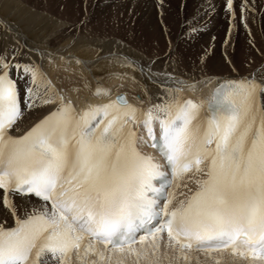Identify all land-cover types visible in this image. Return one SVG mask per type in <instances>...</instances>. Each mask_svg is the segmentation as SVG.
I'll use <instances>...</instances> for the list:
<instances>
[{"label": "snow or ice", "instance_id": "obj_1", "mask_svg": "<svg viewBox=\"0 0 264 264\" xmlns=\"http://www.w3.org/2000/svg\"><path fill=\"white\" fill-rule=\"evenodd\" d=\"M225 6L234 17L233 0ZM11 38L0 50V189L14 225L0 224V264H71L73 254L79 264H159L165 233L177 260L198 252L220 264L216 254L228 253L264 264V83L225 80L196 101L182 95V79L141 66L159 85L158 103L118 94L77 112L38 65L17 59L24 53ZM37 105L52 107L12 135ZM185 179L197 187L178 199ZM10 194L30 206L18 213Z\"/></svg>", "mask_w": 264, "mask_h": 264}, {"label": "bare ground", "instance_id": "obj_2", "mask_svg": "<svg viewBox=\"0 0 264 264\" xmlns=\"http://www.w3.org/2000/svg\"><path fill=\"white\" fill-rule=\"evenodd\" d=\"M128 1L130 0H90L89 4H86V0H0V50L7 46L10 51L13 44L12 34H16L19 46H22L24 53L17 59L25 63L34 62L38 65L65 100L72 102L77 112L89 104H103L107 102L108 98L114 99L118 94H125L130 103L136 104L138 107H147L150 103H158L159 85L138 71L139 67L146 66L144 65L145 59H142L145 57L135 53V47L131 50L134 44H129L125 40L129 35L120 33L117 28L126 23L128 15H131L132 24L134 23L133 28L139 26L137 29H141L143 39H148L149 43L157 42V40L163 41L165 34L159 25V18L156 20L151 16L150 21L148 20L149 23L146 21L147 17L143 16L145 13L142 14L141 9L139 10L143 2L131 0L133 2L129 3ZM147 4L146 7L151 9L148 12L154 9L159 11L160 8L159 17L169 22L179 21V28L183 17L186 16L185 12L195 15L209 10L210 15L213 16V22L217 19L219 9H221L219 6L226 8L225 0H164L161 6L154 2ZM250 8L254 10H250ZM255 9L258 8L251 0H233V10L236 14L239 16L245 12L252 14L248 36L241 39L237 45H235L236 38L234 36H229L226 41L223 40L225 39L223 32L219 29L210 33V36L195 34L191 42L182 40V50L184 48L189 54H193L198 48L200 51H197L201 53L203 51L206 54V51L213 49L212 47L217 42L215 39L219 37L231 51L238 54L239 57L235 60L245 57L253 62L251 70L226 75L213 72L200 74L169 72L173 77H178L189 85L182 93L184 97L196 101L207 99L213 94L219 83L230 79L254 78L257 82L264 83V17H260V12ZM229 15L231 16V12ZM5 25L12 29V33L4 31ZM209 31L206 30V33ZM131 39L127 38V40ZM137 43L139 42L136 41ZM171 43L167 46L168 48L165 46L169 51L174 45V40H171ZM126 46L131 48H126ZM255 49H258V52ZM110 56L126 57L129 62L135 63L136 67H122L119 63L111 62ZM167 66L179 70L181 64L179 65V61H177L176 63L171 62ZM239 66L244 69L247 67L244 64H239ZM182 68L184 67L182 66ZM145 69L147 72V68ZM12 76H16L15 70L12 71ZM159 77L165 79L164 76L159 75ZM109 91L111 92L110 97L104 95ZM21 95L23 96V93ZM137 96L143 99V105L136 99ZM261 102L264 103V99ZM51 107V105H37L24 110L22 118L10 130L11 134L22 136L46 116ZM157 130L159 129L157 128ZM140 146L142 149H146L144 144H140ZM147 150L153 151V148ZM155 156L162 160L160 155ZM184 182L187 183V188L181 187L178 190L184 194L178 199H184L191 194L189 189L195 191L197 187L194 182L187 181V179ZM2 196L3 191L0 190V224L5 227L13 226L14 219L11 212L4 206ZM10 197L13 203L18 205V213L25 204L30 206L27 196L21 198L19 195L10 194ZM160 244L163 249H166V238L162 239ZM192 253L199 257H207L204 253ZM216 255L218 259H221V264H248L247 260L233 258L228 253H224L222 256ZM199 257L197 258L199 259ZM75 258L77 257L73 254L71 260H75Z\"/></svg>", "mask_w": 264, "mask_h": 264}, {"label": "rangeland", "instance_id": "obj_3", "mask_svg": "<svg viewBox=\"0 0 264 264\" xmlns=\"http://www.w3.org/2000/svg\"><path fill=\"white\" fill-rule=\"evenodd\" d=\"M133 1L135 2V0H133ZM133 1L130 0L128 2L130 3ZM137 1L143 2L141 4L142 6H141V8H139V10L141 9L142 14L145 13V14H143V16L145 18L147 17L146 21L147 22H148V20L150 21L151 16L154 17L156 20L159 18L158 19L159 25L163 29V31H164L163 33L165 34L163 36L164 37L163 41L157 40V42L149 43L148 39H145V40L143 39L144 36H142V32L140 31L141 29L138 30L139 26L137 27L138 29L133 28L134 23L132 24L133 21H132L131 15H128L126 23L121 24L117 28V30L120 33H122L124 35H129L128 37L126 36V39H125L129 44H134L133 48H131L129 46H126V48L129 47L132 50L135 47V49H134L135 53L141 55L142 57H145V58H142V59H145V61H144L145 62L144 65H146V66H144L145 68L148 69L150 67L153 72L159 74L160 76H163L162 73H164V72L169 73V72H176V71L179 73L181 72L180 74H182V72L183 73L189 72V73H195V74H200L202 72L203 73L213 72V73H217L219 75H226L228 73H239V72H243L245 70H251L252 69L253 62L251 60L246 59L245 57L241 58V56H240L241 59L235 60V58L237 59L239 57L238 54L236 52H233V50L231 51L224 44L225 42L222 41V39L219 37H217L215 39V41H217V42L215 43V46L212 47L213 49H209V51H206L207 52L206 54H204L203 51H202L203 54L201 52H199L200 50L198 48H197V50H199V51L195 50V53L197 51L196 54L195 53L189 54L187 52V50H185L184 48L182 50V48H181L182 43L186 42V41L191 42L192 38H193V36H195V34H197V36H200V34L210 36V33H213L214 31H216L218 29L223 32L222 34L225 38L223 40L226 41L229 39V36H234L236 38L235 39L236 40L235 45H237V43L241 39L248 36L247 32H248V29H250L249 25L252 22V19H251L252 14H247L245 12L244 14L240 13L242 15L239 16L234 11L235 16L233 17L232 13H231V16L229 15L230 11L228 9L226 10V8L224 6H219V8L221 7V9H219L217 19L212 22L213 16L210 15L209 10H205V11H203V13H201V12L196 13L195 15L189 14L188 12H185L186 16L183 17L181 27L179 28V21L175 22V20H174L172 22H169V21H165L164 18L159 17L158 13L160 11V8H159V11L154 9L155 11L153 10L151 12L149 11L150 13L148 12V10H151V9L149 7H146L147 3L149 4L151 2L152 3L154 2L156 5L160 4V6H161V4L164 2V0L163 1L162 0H156L157 2L155 0H137ZM251 1L254 4V6H256L258 8L255 10L256 11L258 10L260 12V17H262V16L264 17V0H251ZM89 2H90V0H86V4H89ZM156 8H158V7H156ZM143 11H145V12H143ZM152 13L154 16L151 15ZM135 19H137V18H135ZM191 19H194L195 21L191 20ZM156 20H155V22H156ZM134 27H136V26H134ZM191 29H195V31H191ZM206 30H208V31L211 30V31L206 33ZM120 33H115V34H120ZM127 38L128 39L132 38V39L127 40ZM171 40H174V45H173L171 51H169L167 49L168 48L167 46H169V44H172ZM182 40H183V42H182ZM136 41L139 43L136 44ZM141 42H143V43H141ZM256 51L258 52V49ZM216 53H217V55H216ZM143 55H145V56H143ZM203 56H204V58H203ZM209 56H210V58H209ZM152 58H155V59H152ZM152 60H153V63H151ZM177 61H179V65L181 64V67L179 68V70L172 68V66H167L171 62L176 63ZM155 62L157 63L156 65H155ZM250 63H252V64L250 65ZM239 64H244L247 67L245 69L241 68L239 66ZM182 66L184 68H182ZM158 68L160 71L158 70ZM236 69H239V70H236ZM134 74H135V72H134ZM187 181H189V180H187ZM196 255L197 254H195V253H191V259L188 262H185L182 259L177 260L176 254L173 252V250L171 248L167 247L166 249H163L161 247V244H160L159 264H212V262L210 260H208V257H205V256L199 257L198 255L197 256ZM197 257H199V259ZM220 262H221V259H220ZM71 264H79V260L77 258H75V260H71ZM127 264H132V258L128 259Z\"/></svg>", "mask_w": 264, "mask_h": 264}]
</instances>
